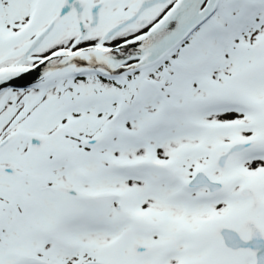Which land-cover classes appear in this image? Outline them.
<instances>
[{
	"label": "snow or ice",
	"instance_id": "obj_1",
	"mask_svg": "<svg viewBox=\"0 0 264 264\" xmlns=\"http://www.w3.org/2000/svg\"><path fill=\"white\" fill-rule=\"evenodd\" d=\"M0 264H264V0H0Z\"/></svg>",
	"mask_w": 264,
	"mask_h": 264
}]
</instances>
